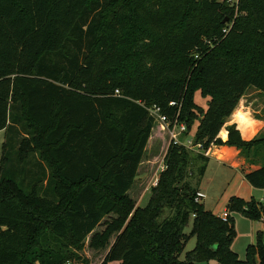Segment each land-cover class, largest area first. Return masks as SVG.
I'll return each mask as SVG.
<instances>
[{"label":"trees","instance_id":"trees-1","mask_svg":"<svg viewBox=\"0 0 264 264\" xmlns=\"http://www.w3.org/2000/svg\"><path fill=\"white\" fill-rule=\"evenodd\" d=\"M130 10L133 22L151 28L152 42L134 72L100 81V63L120 68L129 57L121 33ZM253 38L260 43L249 50ZM249 88L264 96V0H238L236 11L225 0H0V131L21 120L28 133L17 161L46 150L57 197H40L36 184L23 189L4 142L0 264H89L85 247L106 251L100 264H264L263 233L243 260L231 249L230 212L264 224V202L230 201L226 222L205 210L203 155L170 144L147 205L129 197L153 130L165 134L146 108L177 116L188 135L200 90L209 101L194 143L248 152L264 138L245 142L236 125L225 127V142L218 135ZM244 178L264 190V164ZM190 236L195 246L180 260Z\"/></svg>","mask_w":264,"mask_h":264},{"label":"rangeland","instance_id":"rangeland-1","mask_svg":"<svg viewBox=\"0 0 264 264\" xmlns=\"http://www.w3.org/2000/svg\"><path fill=\"white\" fill-rule=\"evenodd\" d=\"M133 15L132 10L126 14L128 19L126 20L124 29L121 33V36L125 41L124 51L129 55L128 59H126V62L124 65L120 66V68H111L100 63L96 73V78L98 80L103 81L104 79L110 78L120 79L126 72H134L137 68L136 61L141 56L142 50L152 42L153 36L151 28L146 25H142L140 22H133ZM227 21L228 20H224L222 23H227ZM185 22L186 17L183 18L181 23L178 25V28L181 29ZM204 40L205 39H203V41ZM259 43L258 38H253L252 41H250L249 50L251 47L252 50L255 49L257 47L256 45ZM196 85H198V83H196ZM261 95H256L255 89L249 88L245 93L244 98L245 100H248L249 97H251L254 99V103L260 106L264 103L263 95ZM193 101L199 108V111L197 112V118L193 119L191 123V128L188 134L189 138L192 140L196 134L198 121L206 112L209 96L207 94H203L200 90H197L194 92ZM259 108L260 107L257 109ZM263 112L264 110H261L260 116L264 119ZM29 127L31 128L28 129V131L35 130L32 125H29ZM160 131L156 129L153 130L146 147L142 164L138 170V175L132 189L129 191V197L134 202L135 207L143 208L147 205L150 198V188L154 183V179L158 178V175L164 165L163 159L166 149L169 146V140L167 134H163L162 132L160 133ZM25 133L28 132L24 131V124L21 120L16 123L10 120L7 131L0 132V159L2 155V145L5 142L7 144L6 153L12 162V165H10L12 167H10V169L13 173H15L14 178L22 184L23 189L30 190L32 185L36 184L40 197H45L56 202L57 197L52 190L53 184L50 182V168L44 160L47 155L46 150L36 149L28 156L27 160L23 164H19L17 161L18 144L22 137H26ZM261 133H264V129L261 130ZM161 135H163V137ZM263 136H261V138H264ZM257 137L258 136H255V138ZM27 138L31 139L30 136ZM36 145L37 144L34 146L36 147ZM225 146L226 145L224 144L212 145L210 147V151L214 148L221 149ZM191 154L196 155L193 152H191ZM241 154H247L246 156L250 158V161H255L258 166L264 164L263 145L255 146L253 149L250 148L248 152L244 149L241 151ZM242 179L243 178L241 177L240 172L231 169L229 165L223 161H217L214 156L210 157L206 166L202 189L200 190L205 210L210 211L215 217H219V214H221L225 208L229 207L230 201L242 200L244 203L251 201L264 202V192L256 190L253 193H250V185ZM93 186L95 189L103 193L106 198L108 197L107 193L105 194L103 189L104 186L101 183H93ZM135 207L133 211L135 210ZM230 212L235 230V238L231 244V249L237 253L240 260H243L247 247L250 245L256 246L260 240L261 233H263L264 240V224L261 220L252 219L236 208L232 207ZM40 218L42 220L45 219L44 217ZM48 218L50 219V217ZM129 218L130 215L127 216L124 224H126ZM105 221H108V218ZM103 228L104 226H101L99 231ZM191 229L192 222L190 220L184 228V234L189 236ZM195 243L196 239L194 236H190L187 239V242L185 243L179 256L180 260L185 259L186 253L190 252L194 248ZM105 252V250L94 251L85 247L81 255L89 260V264H100ZM255 262L256 264H259L258 257H255ZM199 264H215V262L210 260Z\"/></svg>","mask_w":264,"mask_h":264},{"label":"crops","instance_id":"crops-1","mask_svg":"<svg viewBox=\"0 0 264 264\" xmlns=\"http://www.w3.org/2000/svg\"><path fill=\"white\" fill-rule=\"evenodd\" d=\"M258 94L261 95L260 92L256 91V95ZM244 97L245 95L239 100L236 106V108L237 107L238 108L237 109L235 108L236 111L234 110L235 112L233 111L230 117L226 120V123L223 129L218 135V137L223 142H225L227 138L225 127L230 126V125L237 126V128L239 129L241 133L242 139L245 142H250V141H253L254 139H258L264 134V133H261V130L264 129V119L262 118V116H260L261 110H264V103L259 106L254 103V99H252L251 97H249L248 100H245ZM258 107L260 108L257 109ZM263 116H264V112H263ZM255 136H258V137L255 138ZM214 149L210 151L209 156L207 157L208 161L210 160V157L214 156L217 161H223L224 163L228 164L231 169L240 172V175L243 178L242 180L244 181H245L244 177L247 173L261 166V165L258 166L255 161L253 162L250 161V158L242 155L241 150L236 149L235 147L225 146V147H222L221 149H217V148H214ZM203 179H202V182H203ZM202 182L200 185V190L202 189ZM256 190L258 189H253L251 187L250 193H253ZM259 192H264V190H259ZM202 200H203V197H202ZM226 210L227 208H225L222 211V213Z\"/></svg>","mask_w":264,"mask_h":264},{"label":"built area","instance_id":"built-area-1","mask_svg":"<svg viewBox=\"0 0 264 264\" xmlns=\"http://www.w3.org/2000/svg\"><path fill=\"white\" fill-rule=\"evenodd\" d=\"M229 6L234 8V10H237L238 0H225ZM223 33H226V30L223 31ZM114 96H120L119 91L116 90L114 92ZM142 105V104H140ZM149 116L160 125L161 129L167 134L169 145H175L180 146L186 149L189 152H193L196 155L200 154L204 157L209 156L210 147L207 150H203L202 144L200 143H194L192 139L189 138L188 135H186V126L184 123H180L178 121V117L175 116L172 120L167 119L166 116L160 114V110L156 106H152L150 108H146ZM165 169V166L163 165L160 172H162ZM158 178L154 179V183L152 187L156 186ZM201 196V195H200ZM262 202V201H261ZM219 218L226 222L228 219V213L227 211H224Z\"/></svg>","mask_w":264,"mask_h":264}]
</instances>
